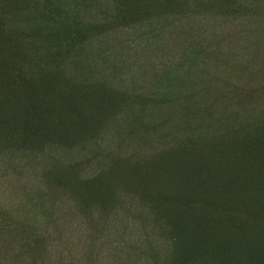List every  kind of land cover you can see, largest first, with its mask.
Wrapping results in <instances>:
<instances>
[{"label":"rangeland","instance_id":"1","mask_svg":"<svg viewBox=\"0 0 264 264\" xmlns=\"http://www.w3.org/2000/svg\"><path fill=\"white\" fill-rule=\"evenodd\" d=\"M263 81L264 0H0V264H264Z\"/></svg>","mask_w":264,"mask_h":264},{"label":"trees","instance_id":"2","mask_svg":"<svg viewBox=\"0 0 264 264\" xmlns=\"http://www.w3.org/2000/svg\"><path fill=\"white\" fill-rule=\"evenodd\" d=\"M246 54V53H245ZM248 55V54H247ZM18 79V76L16 77ZM217 75L214 73V72H204L201 74V80H199L200 84H199V87L202 88L203 90H205L206 86L208 85H214V86H218V83L220 82L218 79H217ZM225 78V77H224ZM204 80V81H203ZM231 80V79H230ZM198 82V83H199ZM264 83V81H263ZM234 85L232 86H228L229 88L228 89H240V90H244V89H241V88H244V86H240V84L238 82H233ZM198 90V91H194V92H191V93H186V94H176L175 96L176 97H183L182 99H187V100H193V99H196L200 96V94L202 93L203 90ZM250 91V90H249ZM206 91H203V93H205ZM195 93H198V94H195ZM147 100V99H146ZM168 102V101H167ZM168 105V104H167ZM229 120H227L226 122L228 123ZM230 123H232L231 121H229ZM228 126V124H227Z\"/></svg>","mask_w":264,"mask_h":264}]
</instances>
